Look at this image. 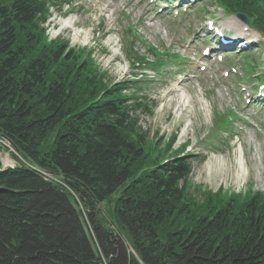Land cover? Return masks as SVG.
<instances>
[{
    "label": "trees",
    "instance_id": "obj_1",
    "mask_svg": "<svg viewBox=\"0 0 264 264\" xmlns=\"http://www.w3.org/2000/svg\"><path fill=\"white\" fill-rule=\"evenodd\" d=\"M215 1L264 35V0ZM48 15L0 0V140L28 164L0 170V264H264V194L192 199L191 158L151 157L129 115L136 81L49 40Z\"/></svg>",
    "mask_w": 264,
    "mask_h": 264
},
{
    "label": "rangeland",
    "instance_id": "obj_2",
    "mask_svg": "<svg viewBox=\"0 0 264 264\" xmlns=\"http://www.w3.org/2000/svg\"><path fill=\"white\" fill-rule=\"evenodd\" d=\"M52 1L61 7L59 11L50 7L49 39L61 38L69 47L91 54L108 82L139 76L134 94L144 98L140 102L146 109L134 105L131 116L157 154L167 150L171 155L184 147V155L193 156L187 190L192 199L201 201L206 191L239 192L248 186L264 194V101L257 99L264 90V41L257 33L242 31L245 26L224 15L211 0H182V4L171 0L168 7L160 0H68V5ZM67 19L71 28L63 29L68 23L61 22ZM206 20L228 31V36L236 32L255 35L252 39L257 43L242 52L214 53L219 46L208 42ZM147 46L152 52L167 49L182 60L158 70L134 69L131 63L136 60L130 56L133 60L128 61L124 52L132 54L133 50L152 64L155 57L148 54ZM207 46L212 55L221 54L223 61L204 57L201 50ZM228 112L234 117L224 134L214 122ZM0 145L8 147L3 141ZM6 158V165L14 163L9 151L0 150V160ZM205 163L210 171L204 169ZM226 167L230 172L224 171Z\"/></svg>",
    "mask_w": 264,
    "mask_h": 264
},
{
    "label": "bare ground",
    "instance_id": "obj_3",
    "mask_svg": "<svg viewBox=\"0 0 264 264\" xmlns=\"http://www.w3.org/2000/svg\"><path fill=\"white\" fill-rule=\"evenodd\" d=\"M242 155V154H241ZM3 160V159H2ZM6 161H7V158L6 159H4V163H6ZM236 164H237V166H238V168L237 169H241L243 166H242V162H241V159H240V155H239V157H238V159L236 160ZM223 166H225L224 164H223ZM203 167H204V169L206 170V171H210V167L208 166V163H205L204 165H203ZM230 167H226V169H224V171L225 170H227V171H229L230 172Z\"/></svg>",
    "mask_w": 264,
    "mask_h": 264
},
{
    "label": "water",
    "instance_id": "obj_4",
    "mask_svg": "<svg viewBox=\"0 0 264 264\" xmlns=\"http://www.w3.org/2000/svg\"><path fill=\"white\" fill-rule=\"evenodd\" d=\"M236 16H237L240 20H242L243 22H245L246 24H248V20H247L243 15L237 13Z\"/></svg>",
    "mask_w": 264,
    "mask_h": 264
}]
</instances>
